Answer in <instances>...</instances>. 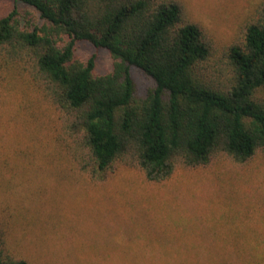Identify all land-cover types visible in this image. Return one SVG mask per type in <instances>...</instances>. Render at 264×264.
<instances>
[{"label": "trees", "instance_id": "16d2710c", "mask_svg": "<svg viewBox=\"0 0 264 264\" xmlns=\"http://www.w3.org/2000/svg\"><path fill=\"white\" fill-rule=\"evenodd\" d=\"M13 1L38 16L16 7L0 16V103L11 104L13 92L27 111L26 150L39 154L44 174L94 185L116 165L135 166L157 183L218 154L237 163L264 154V0L225 51L222 80L207 75L210 44L178 0ZM77 40L107 50L110 70L95 71V54L76 57ZM131 66L154 82L143 96ZM8 128L0 124V141ZM7 226L0 219V264H30L6 245ZM226 242L215 264H264L260 241ZM160 255L149 258L194 263L183 253Z\"/></svg>", "mask_w": 264, "mask_h": 264}, {"label": "rangeland", "instance_id": "374dc122", "mask_svg": "<svg viewBox=\"0 0 264 264\" xmlns=\"http://www.w3.org/2000/svg\"><path fill=\"white\" fill-rule=\"evenodd\" d=\"M260 1L178 0L183 16L198 23L210 44L207 75L220 80L228 75L225 51L242 39ZM15 7L38 16L13 0H0V16ZM74 54L82 60L95 54L97 73L111 68L108 51L86 40L75 42ZM130 75L137 96L154 86L137 67L131 66ZM11 98L9 105L0 103V124L9 127L0 141V219L8 225L6 245L30 264H156L149 256L165 253L193 256V264H215V253L223 251L227 239L257 240L264 247L262 152L244 163L218 154L206 166L176 168L157 183L146 181L138 167L116 165L103 182L86 185L38 168L39 154L26 150L32 140L25 137L27 111L13 92ZM187 261L181 264H192Z\"/></svg>", "mask_w": 264, "mask_h": 264}]
</instances>
